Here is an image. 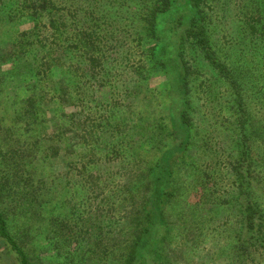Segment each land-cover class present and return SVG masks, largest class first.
Returning a JSON list of instances; mask_svg holds the SVG:
<instances>
[{"label":"trees","instance_id":"trees-1","mask_svg":"<svg viewBox=\"0 0 264 264\" xmlns=\"http://www.w3.org/2000/svg\"><path fill=\"white\" fill-rule=\"evenodd\" d=\"M162 15L167 16L169 34L176 37L171 39L176 47V68L157 54ZM22 21H29L30 27L17 31L10 49L0 53V70L11 60L14 64V59L18 66L28 65V79L24 80H34V86L18 121L33 119L40 126V136L33 137L35 144L19 143L11 128L0 123V243L6 245L10 257L17 264H36L49 244L58 264L70 246L83 241L98 250L89 256H97L98 264H169L174 253L182 258L184 247L196 246L209 235L206 222H222L228 228L219 235L235 239L224 262L264 264V0H0V24ZM219 29L229 30L230 35H223L229 36L227 47L214 39ZM105 35H145L154 42L148 58L169 79L166 123L147 131L143 142L153 148L134 151L128 162L107 158V153L96 154L99 136L92 123L89 140L84 141L85 154L77 147L82 138L77 131L81 125L79 76L94 79L96 68L102 69ZM189 51L227 96L220 112L230 122L232 146L223 179L234 178L226 203L236 214L198 221L197 211L203 212L211 195L201 182L176 218L182 227L180 241L172 248L175 221L168 208L177 207L176 165L199 134L190 115L194 66L187 59ZM54 97L58 103L53 102ZM41 110L56 114L48 119L47 113L37 122ZM40 143L45 148L41 158L52 169L49 175L38 166ZM115 150L112 148V155ZM34 161L39 163L34 165ZM80 168L90 179L84 204L92 196L104 198L101 212L112 217L109 235L95 227L91 213H74L69 218L47 214L48 186ZM200 174L207 176L204 170ZM122 175L127 178L121 181ZM111 180L115 187L109 186ZM218 184L215 180L210 188L216 190ZM100 220L101 225L106 221Z\"/></svg>","mask_w":264,"mask_h":264},{"label":"rangeland","instance_id":"rangeland-1","mask_svg":"<svg viewBox=\"0 0 264 264\" xmlns=\"http://www.w3.org/2000/svg\"><path fill=\"white\" fill-rule=\"evenodd\" d=\"M166 20L167 16L165 15L158 19L161 44L157 54L159 57L168 59L176 68L178 66L176 47L174 42L171 41L175 35L169 34ZM29 27V21L0 24V53H5L10 49L12 42L18 36L16 35L17 31L27 30ZM228 33L229 30L220 32L219 29L218 33L214 35V39L223 47H227L226 43L229 42V36L223 38V35H230ZM105 36L107 42L103 48L105 58L102 69L96 68L94 79L88 77L89 80H87L85 77L80 78L81 76H79L80 86L82 85V87L77 99L81 125L77 131L82 138L77 147L81 149V153L85 154L87 143H84V141L89 140V131L92 129L89 124L92 123L93 127L95 126L94 130L97 136H99V142L95 148L96 154L102 157L107 153V158L117 157V161L128 162L129 156H132L134 151H148L153 148L151 144L143 142L147 137V131L158 128L159 124L166 123L169 79L164 70L153 64L151 59L148 58L150 46L154 42L145 35H132V38H130V35ZM10 51L13 52V49ZM187 59L194 66L191 78L192 111L190 115L193 117V123L199 134L195 137V142L189 148L186 157L179 159L176 165L178 197L176 198L175 207H177L175 210L171 205L168 208V214L172 215L171 220L176 223H174L172 231L171 239L174 240L172 248L177 247L178 244L176 243L180 241L178 233L180 227H182L181 224L176 222V218L185 203L190 204V198L193 197L192 192L196 189L195 186H198L201 182L204 183L201 186H206V188L212 190L210 192L206 189L205 193L212 195L215 191L217 199L214 200V193L212 196H208L204 203L205 207L202 209L203 212L197 211V214H199L198 221L202 218L207 221L213 216L221 219L222 216H235L236 214L235 209H232L226 203L231 198L234 178L231 177L229 182L223 179V176L226 175V167H228L231 153L229 147L232 146L229 138L230 122L223 119L225 114L220 112L221 108L226 107L227 96L222 91V85L217 86L214 84L212 74L201 66L192 52H188ZM16 61L17 59H14L13 64L11 60L3 70H0V123L11 128L16 137L15 140L18 139L19 143L22 140L26 142V145H29L30 143L33 144V137L36 134L40 136V126L38 127L39 124L33 122V119L24 118L21 122L18 121L20 120L18 117H20L24 100L32 94L34 80H24V78L28 79V65L27 67L23 64L18 66L19 64ZM62 79L65 80V76H62ZM211 83L214 85L209 87ZM54 98L53 102L58 103L57 98ZM46 101H48L47 98ZM215 105L220 106L214 108ZM57 109L59 111L60 106ZM49 111L41 110L38 112L36 115L37 122L46 117L47 113H49L46 117L48 119L56 114ZM68 111L69 109H66V112ZM61 113L60 110L58 114ZM88 116L90 117L89 120H87ZM39 139L40 137L38 141L41 142ZM11 140L9 139V142L16 144L14 140ZM166 142L170 143V139H167ZM1 144L5 148V145ZM38 146L41 148L37 154L40 158L39 169L42 168L45 175H49L52 169L42 159L45 155V148L42 147V143ZM132 147L133 149H131ZM112 148L118 149L115 150L116 152L114 151L113 155ZM87 159H85V162ZM39 162L34 161L33 164L36 165ZM203 170L206 172V177L200 174V171ZM117 171L123 172L119 168ZM65 172L66 170L62 173L65 174ZM126 178L127 176L122 175L120 180ZM215 180H218L219 184L217 189L213 190L210 187H213ZM88 181L90 179L87 174L80 168L69 175H65L61 181H56L51 187L49 185L48 191L46 190L49 196V198L47 197V214L51 217L69 218L74 213L78 216L86 215L87 212L91 213L90 217L95 221V227H102L105 235H109L113 227L110 224L112 217H104L105 210L101 212V209L105 206L103 203L104 198L97 196L93 199L92 196L88 203L84 204L87 201L86 184ZM108 184L110 187H115V182L112 180ZM91 203H93L92 206ZM172 206L174 205L172 204ZM198 209L201 208L198 207ZM212 210H216L217 213L215 214L214 211L213 214ZM102 218L106 221L101 225L99 221ZM206 224L207 228L204 229L208 231L209 235H206V238H203L196 246L184 247L182 258L177 252L174 253L169 258V264H210V262H207L209 259L212 260L211 264H226L224 260L229 258V252L227 251L234 244L235 239H225L223 235H219L228 228L222 222H219V225L218 223L208 224L207 222ZM214 227L215 231H213ZM91 230L92 233H95L97 229ZM80 239H82V236L78 238V240ZM82 244L84 245L83 241H80L79 244L70 246L68 248L70 253L68 252L67 256H60L58 264H98L97 256L89 257L93 255V252L97 253L98 251L94 244L81 247ZM183 245L186 244L183 243ZM50 246L47 245L48 250L40 256V260H36V264H56ZM102 255L104 254L102 253ZM10 256L6 245L0 243V264H17Z\"/></svg>","mask_w":264,"mask_h":264}]
</instances>
